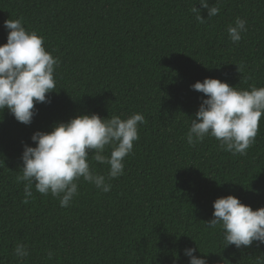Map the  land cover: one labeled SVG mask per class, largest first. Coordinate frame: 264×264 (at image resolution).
Segmentation results:
<instances>
[{
	"label": "trees",
	"instance_id": "trees-1",
	"mask_svg": "<svg viewBox=\"0 0 264 264\" xmlns=\"http://www.w3.org/2000/svg\"><path fill=\"white\" fill-rule=\"evenodd\" d=\"M0 0V44L7 19H21L59 59L50 103H38L31 124L0 110V264H189L187 247L207 264H257L264 244L225 247L224 231L207 226L213 202L234 195L264 207V115L246 154L224 151L206 136L190 146L186 133L203 93L190 87L218 78L239 90L264 87V0ZM201 10L203 23L191 12ZM247 31L233 43L228 26ZM96 113L122 119L141 113L139 139L124 172L98 190L81 178L68 207L40 194L23 203V144L37 130ZM106 147L104 154L110 155ZM93 171L109 166L92 159ZM17 244L29 255L19 260ZM51 250L54 256L48 259Z\"/></svg>",
	"mask_w": 264,
	"mask_h": 264
},
{
	"label": "clouds",
	"instance_id": "clouds-1",
	"mask_svg": "<svg viewBox=\"0 0 264 264\" xmlns=\"http://www.w3.org/2000/svg\"><path fill=\"white\" fill-rule=\"evenodd\" d=\"M207 9L208 17L216 16L220 9L209 6L208 0H199ZM191 12L198 22L205 18L195 5ZM4 27L9 30L7 42L0 44V110L7 109L14 118L25 125L31 124L37 112L35 105L50 103L49 93L56 90L54 69L59 59L44 47L43 37L35 31H27L21 19H7ZM233 43H239L247 31L246 21L237 17L228 26ZM190 87L206 98L191 120L186 133L190 146L202 142L206 136L219 141L224 151L244 155L254 143L259 122L264 115V87L239 90L218 78H205ZM145 122L141 113H133L126 119L113 115L102 118L96 113L77 115L66 122L55 123L51 131L37 130L31 140L35 146L24 143L21 160L22 175L17 182H25L23 203L32 196V186L43 195L49 193L59 198L61 207H68L78 194L81 178L102 192H109L111 179L124 172V158L139 139L138 124ZM110 155H105L106 147ZM92 159L109 166L107 176L96 173L88 162ZM209 228L217 226L224 231L225 247L237 249L264 244V207L253 209L234 195L221 196L213 202ZM196 247L184 249L189 264H207L206 256H197ZM14 254L19 260L29 255L24 244H17ZM48 259L54 252L49 250ZM257 264H264V258Z\"/></svg>",
	"mask_w": 264,
	"mask_h": 264
}]
</instances>
